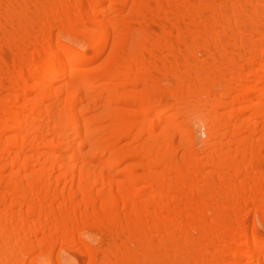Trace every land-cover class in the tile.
<instances>
[{"label":"bare ground","instance_id":"obj_1","mask_svg":"<svg viewBox=\"0 0 264 264\" xmlns=\"http://www.w3.org/2000/svg\"><path fill=\"white\" fill-rule=\"evenodd\" d=\"M0 264H264V0H0Z\"/></svg>","mask_w":264,"mask_h":264},{"label":"rangeland","instance_id":"obj_2","mask_svg":"<svg viewBox=\"0 0 264 264\" xmlns=\"http://www.w3.org/2000/svg\"><path fill=\"white\" fill-rule=\"evenodd\" d=\"M201 134H202V138L205 139L204 130L201 132Z\"/></svg>","mask_w":264,"mask_h":264}]
</instances>
